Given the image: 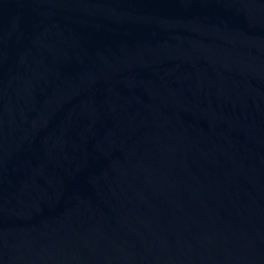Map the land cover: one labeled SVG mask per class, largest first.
<instances>
[{
    "label": "water",
    "instance_id": "obj_1",
    "mask_svg": "<svg viewBox=\"0 0 264 264\" xmlns=\"http://www.w3.org/2000/svg\"><path fill=\"white\" fill-rule=\"evenodd\" d=\"M0 264H264V0H0Z\"/></svg>",
    "mask_w": 264,
    "mask_h": 264
}]
</instances>
